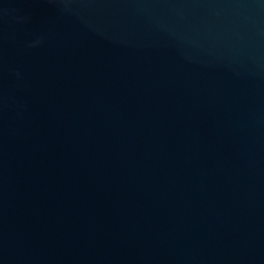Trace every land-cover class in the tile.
Wrapping results in <instances>:
<instances>
[{
	"label": "water",
	"instance_id": "obj_1",
	"mask_svg": "<svg viewBox=\"0 0 264 264\" xmlns=\"http://www.w3.org/2000/svg\"><path fill=\"white\" fill-rule=\"evenodd\" d=\"M0 264H264V0H0Z\"/></svg>",
	"mask_w": 264,
	"mask_h": 264
}]
</instances>
